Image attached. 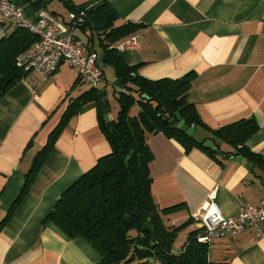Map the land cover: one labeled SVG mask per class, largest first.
I'll return each mask as SVG.
<instances>
[{
	"label": "crops",
	"instance_id": "1",
	"mask_svg": "<svg viewBox=\"0 0 264 264\" xmlns=\"http://www.w3.org/2000/svg\"><path fill=\"white\" fill-rule=\"evenodd\" d=\"M103 1L72 0L85 9ZM108 2L117 15L115 26L142 25L109 47L128 64H139V73L148 79L192 72L188 99L206 125L217 128L241 118L253 119L258 129L246 145L264 159V0ZM47 9L61 18L62 30L70 29L71 11L62 0H48ZM73 34L86 53L97 54L103 81L91 86L107 93L103 65H111L103 58V34L79 26ZM134 35L136 45L117 48ZM115 79L111 80L113 94ZM83 82L73 67L62 62L48 77L26 71L0 97V222L69 100L91 87ZM198 129L201 139L210 135L203 128L194 133ZM147 138L153 153L149 170L154 201L160 208L182 205L163 216L164 221L191 217V225L199 229L194 214L210 198L226 216L235 215L242 203L264 205V161L235 155L224 142L215 158L198 147L186 152L161 132L148 133ZM109 152L96 104L88 103L69 118L27 193L0 224V264H95L100 260L87 240L68 237L45 217L61 193ZM261 229L263 235L246 228L233 238L214 240L208 245L210 264H264V222Z\"/></svg>",
	"mask_w": 264,
	"mask_h": 264
},
{
	"label": "trees",
	"instance_id": "2",
	"mask_svg": "<svg viewBox=\"0 0 264 264\" xmlns=\"http://www.w3.org/2000/svg\"><path fill=\"white\" fill-rule=\"evenodd\" d=\"M47 1L21 0L19 3L26 14L32 16L39 9H47ZM62 1L75 15L84 11L83 21L77 26L104 36L103 58L114 68L116 77V117L105 118L109 106L104 89L91 86L71 98L46 144L36 154L32 168L26 173L17 197L0 224L27 193L35 173L69 118L92 102L96 104L99 126L110 145V152L99 157L61 193L45 220L54 223L70 238L87 240L100 255L95 264H133L135 259L148 257L158 264H210L208 245L196 240L199 229L189 232L179 253L173 250L177 231L191 225L193 219L189 217L178 226L165 223L163 215L177 211L182 205L160 208L154 201L149 170L153 153L148 145V133L161 132L176 140L186 152L198 147L215 158L218 151L222 152L220 142H224L233 147L231 153L263 162V157L246 145L257 131V124L251 118H241L210 128L188 99L192 72L178 78L148 79L139 73V64H128L117 50L109 47L142 25L115 26L117 15L108 0L89 9H85L84 4L74 5L72 0ZM36 39L29 31L14 28L0 42V97L26 73L16 66V56ZM134 104L138 109L130 114ZM180 120L184 123L178 127ZM191 127L194 130L203 128L210 135L198 140L194 131L188 133ZM207 139L217 150L203 146Z\"/></svg>",
	"mask_w": 264,
	"mask_h": 264
},
{
	"label": "built area",
	"instance_id": "3",
	"mask_svg": "<svg viewBox=\"0 0 264 264\" xmlns=\"http://www.w3.org/2000/svg\"><path fill=\"white\" fill-rule=\"evenodd\" d=\"M19 2L0 0V42L14 28H23L37 39L16 56L17 67L25 72L32 70L42 77H48L62 62H67L76 70L80 80L92 84L103 81V71L97 64V54L86 53V47L73 34V29L83 21L84 11L77 15L70 14V29L65 31L61 29V18L55 13L42 8L29 16ZM134 45L136 35L117 48L121 51ZM194 215L200 222L196 240L202 244L209 245L221 237L233 238L246 228H251L257 235H263L261 224L264 222V205L242 203L235 215L226 216L210 198Z\"/></svg>",
	"mask_w": 264,
	"mask_h": 264
},
{
	"label": "rangeland",
	"instance_id": "4",
	"mask_svg": "<svg viewBox=\"0 0 264 264\" xmlns=\"http://www.w3.org/2000/svg\"><path fill=\"white\" fill-rule=\"evenodd\" d=\"M56 2H58V0H56ZM48 8L50 9V7H48ZM103 67H104V70L106 73V78H107V83H105L106 89H107L106 99L108 101V106H109V112L107 114H108L109 118L115 119L118 105H117L115 95L113 94V86H112V81H111L112 78L115 77L114 76V70L109 65H103ZM83 84H85L86 86L93 85L92 83H90L88 81H84ZM137 109H138L137 104H134L132 106V108L130 109V114H134L137 111ZM201 133H202L201 130L198 129L195 131L194 135L196 138L201 139V135H202ZM163 216H165V215H163ZM184 220H185L184 218H181V219H178V221H176V222L174 221V223H171L170 221L165 220V223L166 224L171 223L172 225L178 226V225L182 224V222ZM194 229L195 228L193 225H186V226L181 227L177 231L176 238L173 242V250L175 253H179L181 251L182 245L186 241L189 232L194 230ZM133 264H155V261H154V258L148 257L146 259H144V258L135 259Z\"/></svg>",
	"mask_w": 264,
	"mask_h": 264
},
{
	"label": "water",
	"instance_id": "5",
	"mask_svg": "<svg viewBox=\"0 0 264 264\" xmlns=\"http://www.w3.org/2000/svg\"><path fill=\"white\" fill-rule=\"evenodd\" d=\"M14 2L18 3L19 0H14ZM105 118H106V120H109V116L107 113L105 114ZM183 123H184L183 120H180L178 123V127H181L183 125ZM193 131H194V128L191 127V128H189L188 133L191 134ZM203 146L207 147V148H211L212 150H217V146L213 145L212 141H210L209 139H207L203 142ZM218 153H219V151H218ZM238 159H241V157L238 156Z\"/></svg>",
	"mask_w": 264,
	"mask_h": 264
}]
</instances>
